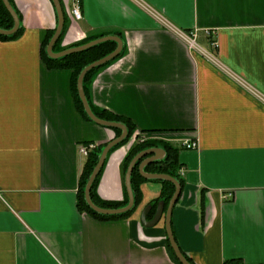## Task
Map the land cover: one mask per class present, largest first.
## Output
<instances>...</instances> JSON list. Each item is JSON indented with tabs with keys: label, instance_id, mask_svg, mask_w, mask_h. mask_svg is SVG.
<instances>
[{
	"label": "crops",
	"instance_id": "crops-1",
	"mask_svg": "<svg viewBox=\"0 0 264 264\" xmlns=\"http://www.w3.org/2000/svg\"><path fill=\"white\" fill-rule=\"evenodd\" d=\"M13 1L24 33L0 41V264H180L165 205L157 225L140 222L148 206L154 218L161 183L141 185L142 202L129 219L98 221L79 210L87 158L80 147L104 148L116 135L78 112L72 72L45 64L43 43L57 25L52 1ZM142 1L177 28L196 31L219 64L133 0H81L83 19L68 16L60 47L122 33L127 52L97 74L90 100L136 127L108 155L98 195L124 202L122 163L135 141L170 144L179 149L184 181L171 226L185 257L264 264V101L247 88L264 97V0ZM62 2L67 12L70 0ZM194 141L196 149L182 147Z\"/></svg>",
	"mask_w": 264,
	"mask_h": 264
},
{
	"label": "trees",
	"instance_id": "trees-1",
	"mask_svg": "<svg viewBox=\"0 0 264 264\" xmlns=\"http://www.w3.org/2000/svg\"><path fill=\"white\" fill-rule=\"evenodd\" d=\"M9 2L15 8L14 1L9 0ZM60 2H61V6H62V9L64 12V16H65V24H64L62 34H61L58 42L56 43V45L54 47L55 52H61V51H64L67 49V48H61L60 45L62 44L64 37L68 31L69 25H70L69 17H68L66 10H65L64 4H63L62 0H60ZM15 10L19 16V19H20V27H19L18 31L16 33H14L13 35L7 36V35H1L0 34V41L16 40V39L20 38L24 33V27L22 25L23 17L21 15V13L16 8H15ZM56 16H57V13H56ZM57 26H58V17H57L56 28L54 30L47 32L44 43H43V57L45 60V64L48 66L49 69L70 70L72 72L71 89H72L76 108L84 119H86L90 122H93L87 116V114L84 110L83 104L80 100V96L78 93V87H77L78 78H79V75L81 74V72L87 66H89L90 64H92L93 62H95L97 60H100V59L106 57L107 55H109L113 51H115V49L117 48V43L106 42V43L98 45L95 48H92L86 52L72 54V55H69V56H66L63 58H59V59H53V58H50L48 56L47 47H48L50 40L52 39V37L54 36V34L56 32ZM13 27H14V20H13L12 16L10 15V13L8 12V10L6 9L3 1L0 0V29L10 30ZM114 35L119 36L123 40V36H122L121 32H115ZM106 36H111V35H108L106 33H97L91 37H88L87 39H85L83 42L77 44L76 46L84 45V44H87L93 40H96V39H99L102 37H106ZM126 52H127V47L124 43L123 50H122L119 57H117L116 59H114L113 61H111L110 63H108L102 67L96 68L95 70H93L92 72L87 74V76L85 77V80H84L85 93H86V96L89 100V103H90L91 108H92L93 112L95 113V115L99 119H102V120H106V121H110V122H116V123H122L128 129L129 135H128L127 139L122 144L113 148L110 151L109 155L114 150H116L117 148L127 144L131 140L132 136L136 132V127L133 124V122H131L127 118L113 114L112 112H110L108 110L97 109V108L93 107L91 104V100H90V90H91V85H92L95 77L97 76V74L101 70L108 67L110 64H112L117 59L123 57L126 54ZM109 129H111V128H109ZM111 130H113L115 132L116 138H118L122 134V131L120 129H113L112 128ZM137 137H139V136H137ZM157 145H161L162 149H164L166 151V156L164 157V159L159 160V161H155V162L149 164L148 166H146L145 171L147 173H152V174L170 175L173 178H175L176 180H178L181 183V186L183 187L184 181L179 174V172L181 170V165H180L179 159H178L179 149L170 145V144H167V143H163V142L158 143V142L151 141V140H144L142 142L137 140L132 145L131 149L129 150L128 154L126 155V157L122 163L123 178L125 179V175L127 173V170H128L130 163L139 153L143 152L144 150L150 149V148L158 147ZM102 150H103V146H98L94 150L90 151L87 155L86 162H85L83 172L81 175V179H80V188H79V193H78V208L80 211L87 213L92 218H94L95 220H98V221H105L106 222V221H115V220H121V219H129L133 215V213L136 211L137 207L142 202L141 185L145 181H148V180H145L141 176V174L138 170V164H137V167L134 169V171L132 173V177H131L132 189H133L134 198H135V204H134V207L129 212L121 214V215H114V216L102 215V214H99V213L95 212L94 210H92L86 202L85 188H86V185L89 181V178H90L95 166L97 165V163L99 161ZM102 173H103V168H102L100 174L98 175V177L96 178V180L94 181V183L92 185V190H91L92 201L97 206L104 208V209H117V208L127 206L129 203V198H128L126 186L124 188L126 197H125L124 202H122V203L107 202V201L102 200L99 197L98 186H99V183H100V180L102 177ZM149 181L159 182L162 185V192H161L160 196L151 202L153 205V209L155 210V208L157 207L159 202L163 200L164 205H165V211H166L168 208L169 202H170V200H171V198L175 192V185L173 183L165 181V180H149ZM154 212L155 211H153L151 213L150 217H152L154 215ZM187 259L189 260L190 263H192L189 258H187ZM225 264H242V262H241V260H231V261L225 262Z\"/></svg>",
	"mask_w": 264,
	"mask_h": 264
},
{
	"label": "water",
	"instance_id": "water-1",
	"mask_svg": "<svg viewBox=\"0 0 264 264\" xmlns=\"http://www.w3.org/2000/svg\"><path fill=\"white\" fill-rule=\"evenodd\" d=\"M2 1L5 5L6 9L8 10V12L10 13V15L12 16V18L14 20V27L10 30L0 29V34L1 35H7V36L13 35L14 33H16L18 31V29L20 27V19H19V16H18L15 8L11 5L9 0H2ZM52 2H53V5L55 7L57 17H58V26H57V29H56L54 36L50 40L48 47H47V54L50 58L59 59V58H63V57H66V56H69L72 54L86 52V51H88L92 48H95L96 46L101 45V44L106 43V42L117 43V48L115 49V51H113L111 54L107 55L106 57H104L100 60H97V61L93 62L92 64H90L89 66H87L81 72V74L79 75V78H78V84H77L78 93H79L80 100L83 104V107H84V110H85L87 116L94 123H96L98 125L104 126L106 128H111V129L112 128L113 129H120L122 131V134L118 138L114 139L112 142L107 144L102 150L99 161H98L97 165L95 166V168H94V170H93V172L89 178V181L86 185V188H85V198H86L87 204L95 212L102 214V215H107V216L121 215V214L129 212L134 207V204H135V198H134V193H133V189H132V182H131L132 173H133L136 165L138 164V162L141 161L143 158H145L139 166V172L145 180H165V181L173 183L176 187L175 193L169 202V205H168V208H167V211L165 214L167 237L169 240V244H170V246H171V248L175 254V257L177 258L179 263L180 264H192L189 262V260L185 257V255L183 254V252L179 248V246L176 242V239L174 237V234L172 231V226H171V217H172V213H173V208L176 205V203L178 202V200L181 196V192H182V186H181L180 182L178 180H176L175 178L171 177L170 175L152 174V173H147L145 171L146 166H148L149 164H151L155 161L161 160L166 156V151L164 149L152 148V149L145 150V151L139 153L130 163L128 170H127V173H126V176H125V186H126V190H127V194H128V198H129V203L127 206L117 208V209H104V208L97 206L92 201V198H91L92 185H93L94 181L96 180V178L98 177V175L100 174L102 168L104 167L110 151L113 148L117 147L118 145L122 144L127 139L129 132H128L127 127L124 124L102 120V119H99L95 115V113L93 112V110L91 108L89 100L86 96V93H85L84 80H85V77L87 76V74H89L90 72H92L96 68L102 67V66L110 63L111 61H113L117 57H119L122 50H123L124 44H123V40L119 36L111 35V36H106V37H102V38L93 40V41H91L87 44H84V45L73 46V47L67 48L66 50L61 51V52H55L54 47H55L56 43L58 42V40L62 34L64 24H65V16H64V12H63L60 0H52ZM150 210H151V206H148L142 212L140 222H141V225L143 227L151 228V227H154L155 225H157L159 223V221L162 219V217L164 215V202L159 203V205L157 207L156 214L152 220H148V215H149Z\"/></svg>",
	"mask_w": 264,
	"mask_h": 264
},
{
	"label": "built area",
	"instance_id": "built-area-1",
	"mask_svg": "<svg viewBox=\"0 0 264 264\" xmlns=\"http://www.w3.org/2000/svg\"><path fill=\"white\" fill-rule=\"evenodd\" d=\"M133 1H135L141 7H143L151 15H153L162 24L163 28H166L174 32L175 34H177L183 41H185L188 44L190 49L198 50L208 60L214 62L215 64H219L217 57L212 52L200 46L196 31H185L180 28H177L169 20H167L163 15H161L159 12L154 10L149 4L143 2L142 0H133ZM67 14L72 20L81 21L83 19V14L81 10V0H70V2L67 5ZM212 47L216 49L217 42L213 41ZM247 88H249L257 97L261 98L264 101V97L261 94L256 92L254 89L250 88L248 85H247ZM142 141H144V139H142ZM96 147L97 146L95 144H91V143L82 145L80 147V153L87 156L88 153L94 150ZM182 147H184L185 149H196L198 147V144L196 141L185 142L182 145Z\"/></svg>",
	"mask_w": 264,
	"mask_h": 264
},
{
	"label": "flooded vegetation",
	"instance_id": "flooded-vegetation-1",
	"mask_svg": "<svg viewBox=\"0 0 264 264\" xmlns=\"http://www.w3.org/2000/svg\"><path fill=\"white\" fill-rule=\"evenodd\" d=\"M136 142V141H135ZM155 148H159V147H155ZM145 158H143L141 161H139L138 162V170H139V166H140V164H141V162L144 160ZM164 159V158H163ZM162 160V159H161ZM159 161V160H158ZM136 167H137V165H136ZM135 167V168H136ZM172 177V176H171ZM181 184V183H180ZM175 190H176V187H175ZM175 193V192H174ZM174 195V194H173Z\"/></svg>",
	"mask_w": 264,
	"mask_h": 264
},
{
	"label": "rangeland",
	"instance_id": "rangeland-1",
	"mask_svg": "<svg viewBox=\"0 0 264 264\" xmlns=\"http://www.w3.org/2000/svg\"><path fill=\"white\" fill-rule=\"evenodd\" d=\"M96 145V144H95Z\"/></svg>",
	"mask_w": 264,
	"mask_h": 264
}]
</instances>
